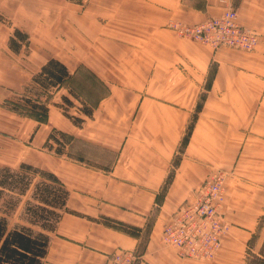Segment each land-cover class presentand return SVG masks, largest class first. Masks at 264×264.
I'll use <instances>...</instances> for the list:
<instances>
[{
	"label": "crops",
	"instance_id": "obj_1",
	"mask_svg": "<svg viewBox=\"0 0 264 264\" xmlns=\"http://www.w3.org/2000/svg\"><path fill=\"white\" fill-rule=\"evenodd\" d=\"M228 8L258 36L252 51L216 50L175 28ZM0 15L12 30L50 37L36 42L38 68L56 59L72 81L83 64L108 90L90 98L94 103L84 101L93 114L80 112L85 120L77 126L59 103L64 96L72 100L73 89H59L47 122L38 126L37 143L57 129L71 137L73 156L11 164L14 154L27 152V119L3 101L27 84L28 57L22 61L21 48L0 46V169L23 163L45 168L69 192L42 264H106L121 249L135 250L137 264L264 259V0H0ZM63 42L83 52L82 61L62 52ZM217 172L225 174L229 231L212 260L180 257L163 242V227ZM25 203L13 212L11 226L30 225Z\"/></svg>",
	"mask_w": 264,
	"mask_h": 264
},
{
	"label": "trees",
	"instance_id": "obj_2",
	"mask_svg": "<svg viewBox=\"0 0 264 264\" xmlns=\"http://www.w3.org/2000/svg\"><path fill=\"white\" fill-rule=\"evenodd\" d=\"M15 34L24 42L28 37H23L19 31ZM18 51L19 47L14 48ZM71 77L68 69L56 59H50L40 71L32 78L35 85L50 91L52 88L62 86ZM74 97L75 94L70 92ZM69 107L74 103L68 97L62 98ZM30 109L42 115L49 112L45 104L28 101ZM60 106V105H57ZM17 110V109H15ZM85 117H92V108L85 105L81 110ZM65 115L77 126H82L84 117ZM193 124L189 125L182 141L180 150L187 145ZM50 139L58 143L53 136ZM57 154L69 153L64 149L56 150ZM178 158V157H177ZM83 162L85 159L78 158ZM179 160H175V166ZM39 181H35L36 177ZM173 173L168 177L167 184ZM166 187V185H165ZM31 191L30 198L26 201L24 213L30 225L15 224L11 226L10 219L22 198ZM69 192L52 172L40 169L30 164H21L18 169L8 167L0 169V264H42L49 246V232L55 230L62 212L66 209Z\"/></svg>",
	"mask_w": 264,
	"mask_h": 264
},
{
	"label": "built area",
	"instance_id": "obj_3",
	"mask_svg": "<svg viewBox=\"0 0 264 264\" xmlns=\"http://www.w3.org/2000/svg\"><path fill=\"white\" fill-rule=\"evenodd\" d=\"M179 35L214 49L232 48L252 51L258 36L242 26L234 9L220 17L194 25H175ZM225 174L217 172L203 183L193 202L181 205L163 227V242L175 248L180 257L198 261L212 260L229 231L223 212ZM135 250L121 249L108 256L106 264H137Z\"/></svg>",
	"mask_w": 264,
	"mask_h": 264
},
{
	"label": "rangeland",
	"instance_id": "obj_4",
	"mask_svg": "<svg viewBox=\"0 0 264 264\" xmlns=\"http://www.w3.org/2000/svg\"><path fill=\"white\" fill-rule=\"evenodd\" d=\"M75 1L79 2L80 0H75ZM0 24L2 25L0 29V46L6 47V45L8 44L9 48L19 47L22 50V61L23 59H25L26 56L28 57L29 79L27 84L24 85L19 90L11 89L7 95L8 97L3 101V106L6 109L11 110L12 113L18 115L22 119V122L25 119H27V137H28L27 152L22 151V153L14 154L17 158L12 160L11 164L16 163L20 159L25 160L27 162L28 161L35 162L36 159L38 158L50 159V156H55L56 158H58V154L56 150H62V149H64L65 152L69 153V155L73 156V154H71L72 153L71 150L70 151L68 150L69 149L68 145L71 141V137L68 136L66 133L61 132L57 129H51L47 137L44 138V141L42 143H37L36 133L38 130V126L40 127L41 124L47 122L48 114L44 116L38 112L32 111L30 109L28 101L31 100L32 102L45 104L50 109V107L52 106L53 99L57 100L56 94L59 89L64 88V89H68L69 91L73 89L72 91L79 95V96L77 95L78 99L72 97L74 107H69L67 104H64L62 101H59V103L63 105V106L61 105L63 111H66L71 116L83 117V115L80 113L81 112L80 110L85 106L84 101L86 100L90 103H94L95 101L90 98L93 97L96 98L106 94L108 91L105 87L106 85L101 84L96 75L92 76L91 74L92 71H90V69L85 67L83 64H80L77 70L75 71L76 73L75 78L72 81L71 80L67 81L62 86L52 88L50 91L41 89L38 85H35L32 81V78L40 71V68H38V64L32 59V54L35 50L37 40L41 41L44 39L48 42H51L49 40L50 37L47 35L43 37H39L36 35L27 34V32L25 31L23 32L20 30H14V29L12 30L9 27L11 26L12 22L5 19L2 15H0ZM34 26L35 25H33V27ZM15 31H19L23 37H28L26 42H24L21 37L17 36L15 34ZM60 47L62 49V52L70 53L75 58L82 61L80 58L83 56V52L73 53V49H69L67 44L64 42L60 43ZM2 72L3 71L1 70L0 78L2 77ZM13 123L19 124L20 121L19 119L16 121L13 120ZM19 128L20 126L18 125L13 127V132L11 133L13 142L19 139ZM51 135H53L59 142L56 143L55 141L51 140L50 139ZM63 158L68 159L69 158L68 154L67 155L64 154ZM41 168L42 167H40V169ZM13 169H18V168H13ZM42 169L47 170L45 168ZM39 180L40 177L37 176L35 178V181L37 182ZM29 198H30L29 196L22 198L21 201L23 205ZM263 254H264V248H263ZM251 264H264V259L253 257L251 259Z\"/></svg>",
	"mask_w": 264,
	"mask_h": 264
}]
</instances>
